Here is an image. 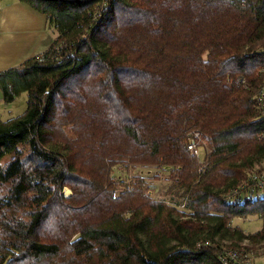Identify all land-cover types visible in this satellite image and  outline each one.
Here are the masks:
<instances>
[{"label": "trees", "instance_id": "obj_1", "mask_svg": "<svg viewBox=\"0 0 264 264\" xmlns=\"http://www.w3.org/2000/svg\"><path fill=\"white\" fill-rule=\"evenodd\" d=\"M21 1L56 36L43 62L0 73L4 102L27 95L23 114L0 119V264H222L225 250L256 251L264 0ZM160 174L170 186L155 200ZM250 216L262 230L232 226Z\"/></svg>", "mask_w": 264, "mask_h": 264}, {"label": "crops", "instance_id": "obj_2", "mask_svg": "<svg viewBox=\"0 0 264 264\" xmlns=\"http://www.w3.org/2000/svg\"><path fill=\"white\" fill-rule=\"evenodd\" d=\"M53 41V31L39 11L21 0H0V73L45 54ZM2 101L0 88V107Z\"/></svg>", "mask_w": 264, "mask_h": 264}, {"label": "built area", "instance_id": "obj_3", "mask_svg": "<svg viewBox=\"0 0 264 264\" xmlns=\"http://www.w3.org/2000/svg\"><path fill=\"white\" fill-rule=\"evenodd\" d=\"M242 4H246V0H242ZM39 62L44 61L43 55L37 57ZM259 74L263 78V82L255 96L257 107L260 111L261 117L264 118V65L259 69ZM238 85L246 87V80L241 78L236 81ZM259 139H264V135L259 136ZM202 138L199 132H192L188 135V139L185 143L186 149L189 155L194 158L200 160L201 150L203 145ZM249 183L252 184L250 187L252 192H249V196L256 197V193H264V174L263 176H259L258 174H254L250 177ZM247 184L240 187V190H233L229 193L228 200H233L235 197L241 194V190H243ZM260 190V191H259ZM182 210L185 209V202L180 206ZM255 251L248 248H235L225 250L220 257V262L222 264H254Z\"/></svg>", "mask_w": 264, "mask_h": 264}, {"label": "rangeland", "instance_id": "obj_4", "mask_svg": "<svg viewBox=\"0 0 264 264\" xmlns=\"http://www.w3.org/2000/svg\"><path fill=\"white\" fill-rule=\"evenodd\" d=\"M53 35H54V38H55L56 33H55L54 30H53ZM2 98H3V95H2ZM2 102H3V105L0 107V116H1L0 119L3 120V121H6V120H9V119L15 118L17 116H20L21 114H23L25 112V110L27 108V95H26V93H23V94L19 95L15 99V101H13L12 103H6L4 101H2ZM261 140H263V139H261ZM201 144L203 145L202 150H201L202 154H201L200 160L197 159L196 161H198L200 166H203V164H204L203 162L205 160V154H207L208 149L206 148V145L203 144V140H202ZM9 159L10 158H6V159L3 160V162L4 163L8 162ZM257 171H259V170H257ZM157 172L158 171L154 170L152 172L151 176L155 177L157 174H159ZM263 174H264V171L258 173L259 176H263ZM158 180L159 181H156L157 183L154 182V180H153L154 183L150 182L152 185L156 186L157 189H158L157 193L154 192V193L151 194L152 198L155 199V200L157 198H159V192L162 193L163 197H167L166 196V191H167L168 187L170 186V182L167 181V178L165 176L163 177L160 174ZM64 192H65V196L71 195V191L68 190V189H66ZM256 194H258V193H256ZM116 195L117 194H115V196ZM258 197L259 198H263L264 197V193H259ZM175 198L176 197L173 196V201L171 200L172 204H177L178 203V202H176L174 200ZM166 201L169 202V199H167ZM179 209L182 210L180 207H179ZM232 226H239L240 228H242L247 233H256V232L262 230V228H263V220H261L257 216H250L248 218H240V219L233 220ZM263 243L257 244V245H259V248H257L256 251H255L256 264H264V255L260 254V253H262L260 251L264 250V244ZM243 245L244 246L249 245L251 247V244L248 241L244 242ZM242 248H244V247H242Z\"/></svg>", "mask_w": 264, "mask_h": 264}]
</instances>
